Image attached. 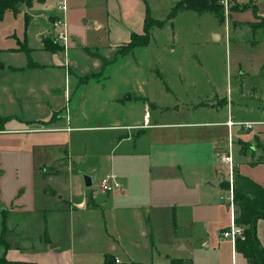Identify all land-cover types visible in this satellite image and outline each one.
Segmentation results:
<instances>
[{
    "label": "crops",
    "instance_id": "crops-1",
    "mask_svg": "<svg viewBox=\"0 0 264 264\" xmlns=\"http://www.w3.org/2000/svg\"><path fill=\"white\" fill-rule=\"evenodd\" d=\"M226 1V23L231 21V28L243 26L231 17L234 10L245 7L237 0H172L163 20L177 4L190 8L180 10L159 27L154 25L150 43L124 55L118 51L131 36L144 33L146 11L152 20L161 21L151 15L148 0H66L67 47L59 44L57 50L45 47V41L52 43L48 29L59 14L56 0H33L31 7L21 4L16 15L9 10L15 18L23 11L25 18L22 34L7 35L15 39V45L0 48L6 51L0 58V133H26L14 141L18 145L17 149L14 146L19 154L17 165L31 166L37 171V181L46 185L35 188L34 208L27 206L23 185L8 196L7 204L1 198L0 255L9 261L34 264H75L77 260L78 264H103L106 256L117 263L146 264L131 256L135 257L139 248H154L158 255L165 253L169 264L173 260L219 264L218 238H224L220 232L231 226L237 211L233 173L251 178L264 189V174H260L263 152L256 144H264V124L247 130L236 129L238 124L230 129L226 125L231 118L249 120H243L246 114L254 121L264 119V63L245 94L240 87L248 83L249 70L237 72L238 95L232 96V90L223 91L214 71L206 67L204 40H190L183 47L184 40L176 41L174 25L183 15L194 25L212 20L217 25V40L225 16L220 19L215 11ZM212 7L215 9L210 10ZM260 18H264V9L251 24H258ZM91 26L94 32L89 38L85 32ZM168 28L172 30L170 41L153 42L160 30ZM73 29H79L78 33ZM24 37L26 47L21 48L18 42ZM199 45L201 54L194 51H199ZM178 47L193 58L188 69L180 64ZM40 53L44 57L41 61L35 56ZM56 54L58 61L54 62L50 56ZM114 69L119 73L117 81L111 73ZM240 114L244 115L237 119ZM8 123L15 127L9 128ZM216 125L224 128L222 134L208 129ZM254 127L252 135L243 134ZM96 130L110 134L103 154L82 135ZM59 132H65L67 140L73 132H82V137L77 136L84 142L76 151ZM23 142L28 145L24 154ZM1 145L0 140V154ZM58 151L64 154L58 157ZM226 154L232 160V177L228 164L220 159ZM101 155L108 164L104 169L96 164ZM59 164L73 180L78 165L92 180L91 186L77 180L78 197L72 193L59 196L57 187L50 183L63 174L58 172ZM245 164L250 172L241 170ZM109 175L117 178L119 187L103 191L100 184ZM255 234L264 249V219L256 221ZM160 238L167 247L159 251ZM102 241L109 248L99 250ZM85 246L99 251L94 253L96 258ZM230 250L231 260L238 253L244 264H249L231 240Z\"/></svg>",
    "mask_w": 264,
    "mask_h": 264
},
{
    "label": "rangeland",
    "instance_id": "rangeland-1",
    "mask_svg": "<svg viewBox=\"0 0 264 264\" xmlns=\"http://www.w3.org/2000/svg\"><path fill=\"white\" fill-rule=\"evenodd\" d=\"M58 0H56L57 2ZM241 5H245V7H240L242 10H234V12L231 13V17L235 19L236 21L244 24L241 27L238 28H231V21L226 23V16L228 15L229 9L226 7L227 5H223V7L219 8L217 7V10L224 15L225 19L222 23L223 25V32L221 33V36L219 39L215 40L214 31L218 30L217 25L212 20L204 21V23L194 25L190 23L189 17H185L184 15L181 18H178V20L175 23V32L177 33V39L176 41H183L184 44L183 47L187 45V42L189 43L190 40H198L202 39L204 40V47H203V55H205V65L209 70L214 71V74L217 77L219 85H221L223 91H229L232 90V96L238 95L236 93V80L235 78L238 76L237 72L239 70L248 69L250 73V78H248V83L245 84L243 87H240V91H242L243 94H245V91L249 88L248 84L249 82H253V79L255 77V73L257 72V68L260 67L262 63H264V28L259 27L256 30H253V20L258 16V13H260L261 9H264V0H237ZM149 6L151 8V15L157 19L163 20L168 12L169 6L172 2V0H148ZM23 4V3H21ZM20 4V5H21ZM251 4H255L256 8H253ZM24 5V4H23ZM233 5V3H232ZM4 18L2 21H0V48H7L10 45H15V39L11 40L10 37L7 35L11 33L22 34L23 32V24H24V13L23 11L16 16V18L12 15V13L8 10L4 13ZM53 21L52 20V27L49 28L48 32V39L52 42H55L56 44L59 42L55 36V30L53 29ZM257 27V25H255ZM91 30H88V32H85L87 37L93 36L94 29L90 28ZM232 29V30H231ZM75 32L78 33L79 29H73ZM229 30V31H228ZM258 30V31H257ZM31 31V30H30ZM228 31V33H227ZM32 32V31H31ZM40 33V32H39ZM42 33V32H41ZM157 33V32H156ZM155 33V34H156ZM170 33H172V30L168 28L166 31L160 30L156 36L153 42H168L170 40L169 36ZM14 37L16 35H13ZM200 41V40H199ZM257 41V42H255ZM191 42V41H190ZM255 42V43H254ZM19 46L21 48L26 47V39L23 38L22 42H18ZM34 43V36L30 37V45L33 46ZM202 44V43H201ZM200 44V45H201ZM199 45V51L194 49V51L199 52L198 54H201V49ZM79 46H76L77 48ZM6 52L5 50L0 51V53ZM183 50L178 47L177 53L178 56L182 58L180 64H182L183 67L188 69L189 60L191 58L184 53L182 55ZM5 55L0 54V58H3ZM192 55V54H191ZM35 56L41 60L44 59L43 54L40 53V56L38 54H35ZM188 56V57H186ZM54 62L58 61V55L56 54L50 56ZM193 59V58H192ZM44 62H47L44 60ZM2 63V62H1ZM189 68L193 70L192 66L190 65ZM111 73L113 75V78L115 79L116 76L119 75L118 71L111 70ZM199 75H202L201 73ZM115 81H117L115 79ZM138 89L135 86H131ZM236 97V96H235ZM151 117L154 116L152 109L150 108L149 111ZM153 114V115H152ZM244 114H240L237 116V119L242 117ZM249 119V120H246ZM242 120V119H240ZM243 120L246 121H254L252 120L251 115H244ZM257 120V119H256ZM169 121V120H166ZM174 121V120H172ZM180 122L181 120H176ZM246 121H240V122H246ZM150 122H153V117L150 119ZM93 124V122H91ZM10 125V126H9ZM15 127L14 124L8 123L6 126ZM241 126H237L236 129H240ZM209 130L213 132H218L217 135H220L223 133L224 128L220 126H213L208 128ZM256 130V127L253 128V130L244 131V135H252L253 132ZM44 134H51V133H44ZM59 135H61L62 140L65 141L66 139V133L65 132H59ZM77 134H82L78 132L72 133V139L67 140V146L72 147L74 150H78L81 143L84 142L81 137L85 138V141H87L88 145L92 144L93 149L95 151H100L102 154L106 150L105 142L109 140L110 134L108 131H85L81 135V137H78ZM26 133L24 134H17L14 132H3L0 133V140L2 141V153L0 154V201L1 198L3 200L5 199L8 203V196L11 195V193L17 191L18 187L20 185H23L26 187V203L27 206L34 208L37 204V201L35 200V188H38V186L42 183L43 185H46L45 182L39 183L38 180V174L37 171L34 172L31 168V166H23V163L21 164V167H19L17 164H19V157L18 153L15 152V148L17 149L18 145L17 143H14V141L17 138H21L22 136L25 137ZM69 141V142H68ZM82 141V142H81ZM24 144L21 145V152L24 154V152H27L28 145H25L27 143L23 142ZM15 146V148H14ZM13 147V152H12ZM64 151H58L57 156L63 155ZM26 156V155H25ZM100 157V162H97L96 164L101 168L104 169L105 166H108V164L104 163L102 161V155ZM60 167L57 168L58 172L62 175L53 177L51 185H55L57 189L59 190V196L64 195L65 197H68V193H72L74 197L79 196V186L77 184V180L81 182L83 181V175L86 173L80 172V168L77 165L78 171L74 172L76 175V180H73L72 177L69 175L68 172L65 173L66 168L62 164H59ZM246 165V164H245ZM259 168L257 169V172H260ZM241 170H244L246 172H250V166L249 165H242ZM71 174V173H70ZM260 174H264V169L261 170ZM22 186V187H23ZM50 203V201H49ZM108 227V224L107 226ZM222 232V231H221ZM220 232V233H221ZM239 237V236H238ZM241 238V237H240ZM218 241H220V248H219V258L218 263L219 264H244V260L242 256L238 253L234 254L233 259L231 260V250H230V240L225 239V237L222 239V237L218 238ZM159 244V251L165 250L167 245L165 240H158ZM98 249H102L103 246H106L109 248V245H107L106 241H102L99 243ZM77 245V244H76ZM89 245V244H88ZM1 247V246H0ZM79 247V245L77 246ZM75 246V250H79ZM87 253L91 254L92 258H96L94 256V253H99V251H91L92 247L85 246ZM130 249V248H129ZM1 250V249H0ZM112 254L116 253L111 252ZM136 255L131 256L133 260L140 261V262H148L150 264H169L167 258L164 257V252L161 251V253L158 255V252L155 251V249L146 250V249H137L135 251ZM1 254V252H0ZM130 257V258H131ZM208 259L204 260L203 263H206ZM131 262V261H130ZM186 261H182L180 264H185ZM26 263V262H25ZM78 260L75 261V264H78ZM91 264H98L96 262H93Z\"/></svg>",
    "mask_w": 264,
    "mask_h": 264
},
{
    "label": "trees",
    "instance_id": "trees-1",
    "mask_svg": "<svg viewBox=\"0 0 264 264\" xmlns=\"http://www.w3.org/2000/svg\"><path fill=\"white\" fill-rule=\"evenodd\" d=\"M39 2H44V0H36ZM23 3L27 7H31L33 0H0V20H2L3 15L6 10H10L14 15L19 11V5ZM190 8L184 5H175L172 7L168 13L165 20H152L150 13L146 11V16L144 20V33L141 35H132L128 44L124 45L118 53L124 55L131 51L134 47L139 45H147L151 38V29L153 26H161L168 20H172L175 15L180 12V10ZM191 9H194L191 7ZM215 9L212 7L213 10ZM220 19L223 15L219 11H215ZM257 25V27H255ZM253 26L254 29L258 27H264V18H260V22ZM45 47L52 50L60 49V46L55 42L50 43L45 41ZM103 63L106 64L107 60L102 58ZM258 147L261 148L263 152L260 159L264 160V144L257 142ZM233 199L234 203L237 205L236 215L234 217V223L236 225L242 226L243 238L237 237L235 240L234 248L236 251L240 252L248 260L249 264H264V249L260 246L257 235L255 234V224L258 218L264 219V189H262L258 184H256L251 178L245 177L237 172L233 173ZM1 242V241H0ZM2 243V242H1ZM3 244V243H2ZM5 245V243H4ZM5 249L7 246L5 245ZM181 260H173L171 264H180ZM0 264H34L31 262H20L7 260L4 255H0ZM103 264H122L117 263L111 256H106ZM130 264H144L139 262H131ZM149 264V263H146Z\"/></svg>",
    "mask_w": 264,
    "mask_h": 264
},
{
    "label": "built area",
    "instance_id": "built-area-1",
    "mask_svg": "<svg viewBox=\"0 0 264 264\" xmlns=\"http://www.w3.org/2000/svg\"><path fill=\"white\" fill-rule=\"evenodd\" d=\"M225 5H227V1L224 2ZM55 8L59 11V14L57 17L54 18L53 21V29L55 30V36L59 42L64 46V48L67 47L66 45V40H67V30H66V21H65V15L64 12L66 10V0H58L55 4ZM238 124L240 125L243 129H250L255 125H261L264 124V119L261 120H256V121H246V122H238L234 121L232 118L228 119L226 122V125L228 129L231 128L232 125ZM220 159L227 163L229 166V175L232 177V160L228 154L226 155H221ZM119 187V182L117 178L113 175H109L105 178H103L100 188L103 191H109L112 190L113 188ZM231 200V196H230ZM231 205V204H230ZM225 238H229L233 244H235L236 238L239 236L243 238L242 234V228L238 225H236L234 222L231 223V226L225 230H222L220 233Z\"/></svg>",
    "mask_w": 264,
    "mask_h": 264
},
{
    "label": "water",
    "instance_id": "water-1",
    "mask_svg": "<svg viewBox=\"0 0 264 264\" xmlns=\"http://www.w3.org/2000/svg\"><path fill=\"white\" fill-rule=\"evenodd\" d=\"M0 67L2 68L3 64H0ZM83 180H84L85 186H87V187L91 186L92 180L90 179V177L88 175L84 174Z\"/></svg>",
    "mask_w": 264,
    "mask_h": 264
}]
</instances>
